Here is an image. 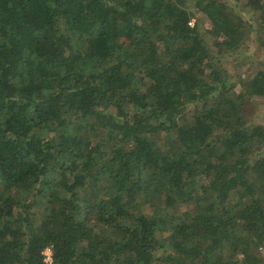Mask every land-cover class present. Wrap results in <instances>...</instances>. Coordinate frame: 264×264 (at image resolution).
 <instances>
[{
	"label": "trees",
	"instance_id": "obj_1",
	"mask_svg": "<svg viewBox=\"0 0 264 264\" xmlns=\"http://www.w3.org/2000/svg\"><path fill=\"white\" fill-rule=\"evenodd\" d=\"M236 1L0 0V264H264Z\"/></svg>",
	"mask_w": 264,
	"mask_h": 264
},
{
	"label": "rangeland",
	"instance_id": "obj_2",
	"mask_svg": "<svg viewBox=\"0 0 264 264\" xmlns=\"http://www.w3.org/2000/svg\"><path fill=\"white\" fill-rule=\"evenodd\" d=\"M226 1L235 8L237 13L243 15L245 18H249V14L247 13V11L242 9L241 5L236 0ZM202 26L204 27V29H206V27H208V23L206 21H203ZM254 30L255 32L247 38L244 46L237 51L236 55L225 58L229 61L227 67L235 74L240 72H251V67H253L252 64H254V62H251V60H254V58L250 59L249 62L247 61L249 58L247 60H245L244 58L250 57L249 55L254 53L255 50L257 52V57L264 58V25L260 22H257L254 25ZM237 56H239V58H237ZM253 110V113L256 115L255 117L257 118V120L264 123V101L261 100L256 102Z\"/></svg>",
	"mask_w": 264,
	"mask_h": 264
},
{
	"label": "built area",
	"instance_id": "obj_3",
	"mask_svg": "<svg viewBox=\"0 0 264 264\" xmlns=\"http://www.w3.org/2000/svg\"><path fill=\"white\" fill-rule=\"evenodd\" d=\"M44 258L46 263L53 264V250L52 247L49 246L44 250Z\"/></svg>",
	"mask_w": 264,
	"mask_h": 264
}]
</instances>
